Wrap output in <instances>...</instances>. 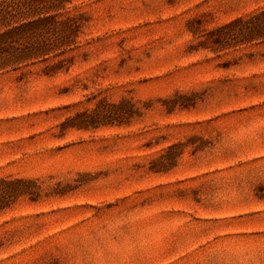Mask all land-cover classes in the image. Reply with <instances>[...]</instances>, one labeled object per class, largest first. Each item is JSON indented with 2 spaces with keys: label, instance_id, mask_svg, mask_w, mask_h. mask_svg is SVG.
Instances as JSON below:
<instances>
[{
  "label": "rangeland",
  "instance_id": "obj_1",
  "mask_svg": "<svg viewBox=\"0 0 264 264\" xmlns=\"http://www.w3.org/2000/svg\"><path fill=\"white\" fill-rule=\"evenodd\" d=\"M65 7L67 60L0 72V264H264V34L207 41L264 0Z\"/></svg>",
  "mask_w": 264,
  "mask_h": 264
},
{
  "label": "trees",
  "instance_id": "obj_2",
  "mask_svg": "<svg viewBox=\"0 0 264 264\" xmlns=\"http://www.w3.org/2000/svg\"><path fill=\"white\" fill-rule=\"evenodd\" d=\"M69 1L0 0V72L17 70L22 66L51 59L52 62L47 63L44 70L45 74H51L60 67L61 62L67 60L62 54L77 44L85 18L84 13L61 15V10L66 8ZM263 16L264 9L248 19L237 18L209 30L208 44L216 48L230 42L249 41L255 36H262L264 33L260 19ZM194 21L191 19L188 22L189 30L196 34L199 27L191 25ZM96 114L80 113L76 118L64 122V126L89 125L92 121L88 120ZM20 181L23 180L8 182L1 179L0 190L10 182Z\"/></svg>",
  "mask_w": 264,
  "mask_h": 264
}]
</instances>
